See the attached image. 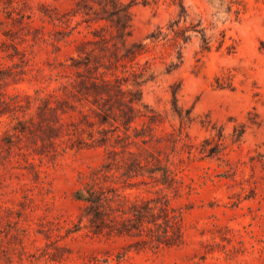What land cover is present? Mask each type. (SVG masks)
Masks as SVG:
<instances>
[{
	"label": "rangeland",
	"instance_id": "rangeland-1",
	"mask_svg": "<svg viewBox=\"0 0 264 264\" xmlns=\"http://www.w3.org/2000/svg\"><path fill=\"white\" fill-rule=\"evenodd\" d=\"M118 1L0 0V264H264V0Z\"/></svg>",
	"mask_w": 264,
	"mask_h": 264
},
{
	"label": "trees",
	"instance_id": "trees-1",
	"mask_svg": "<svg viewBox=\"0 0 264 264\" xmlns=\"http://www.w3.org/2000/svg\"><path fill=\"white\" fill-rule=\"evenodd\" d=\"M75 6H74V14L81 15L84 18V22H99V21H105L106 23L110 24V26L115 30V38L121 42V45H125L126 38L130 36V13L128 8L121 5V3L118 0H74ZM95 7H98L100 9V12L103 13V16L98 17L97 12L95 10ZM181 9L183 7L181 6ZM177 35L178 32H175ZM202 42L204 45H207V39L205 36L202 38ZM113 47H116V44H112ZM138 46H132L131 49L125 48L124 53L120 55L118 58L116 54H112L113 58H116V61L114 64H117L120 61H123L128 58H134L139 52L137 50H133L134 48ZM112 64V63H111ZM86 66V64H83ZM93 87L96 89H103L102 86H108L109 80H100L101 82H105V85H98L97 79L94 78ZM117 93L124 94V92L119 89L117 90ZM139 99L132 98L128 101V105H126V109L121 112L122 116L119 120L120 123L125 127V129H128L130 127V124L133 122L135 116L133 115L134 107L133 104H137ZM152 120V119H149ZM94 198H87L86 201L93 203L95 202L93 200ZM94 220L97 221V223H93V233H99L102 228H100V224H104L102 220V213L101 211H96L94 214ZM99 225V226H98Z\"/></svg>",
	"mask_w": 264,
	"mask_h": 264
}]
</instances>
